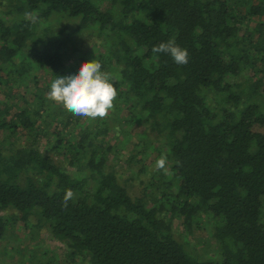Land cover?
Returning a JSON list of instances; mask_svg holds the SVG:
<instances>
[{"label": "trees", "instance_id": "16d2710c", "mask_svg": "<svg viewBox=\"0 0 264 264\" xmlns=\"http://www.w3.org/2000/svg\"><path fill=\"white\" fill-rule=\"evenodd\" d=\"M169 39L187 64L152 52ZM93 59L118 92L103 119L47 98ZM3 83L0 241L46 231L70 264H264V0H0ZM120 158L147 175L140 195ZM177 217L188 234L209 218L216 254L177 238Z\"/></svg>", "mask_w": 264, "mask_h": 264}, {"label": "clouds", "instance_id": "9594fccd", "mask_svg": "<svg viewBox=\"0 0 264 264\" xmlns=\"http://www.w3.org/2000/svg\"><path fill=\"white\" fill-rule=\"evenodd\" d=\"M24 18L29 20L32 14L26 12ZM33 22H35L33 20ZM153 53L166 54L178 65L188 63L189 53L186 48L176 44L174 39L154 45ZM110 73L102 71V64L98 60L85 61L78 72L71 75H58L47 93V98L62 104L70 113L90 119H103L114 108V101L118 92L112 82ZM155 171L170 174L168 157L162 154L154 163ZM75 199L72 189L65 191L62 206L67 208L69 201Z\"/></svg>", "mask_w": 264, "mask_h": 264}, {"label": "rangeland", "instance_id": "374dc122", "mask_svg": "<svg viewBox=\"0 0 264 264\" xmlns=\"http://www.w3.org/2000/svg\"><path fill=\"white\" fill-rule=\"evenodd\" d=\"M104 6H106V2ZM40 75L41 79H44V75ZM242 79L244 78H240V80ZM9 80L12 81L11 79ZM28 87H31L30 91L32 93L29 95L31 99L32 94L35 92L34 84L31 83ZM0 88L4 89V83L0 85ZM14 97L15 99L12 100V103H15V100L16 102L19 100L16 95H14ZM4 98L5 97L0 94V104H2ZM18 104L21 105L23 102ZM46 107L47 105L45 108ZM141 131H143V128ZM127 146L130 147V143H128ZM124 148H127L126 145ZM125 151L126 150L121 151L118 155L122 157ZM115 167L117 171L120 172V181L126 185L129 192L132 195H140L147 180V175L139 172L140 165L136 162H127L123 158H120ZM7 210L10 211L12 209ZM9 211H0V213L5 215V213ZM212 224L213 222L211 223L209 218L203 217L191 233L188 234L182 226L181 219L177 217L173 225L174 235L179 239L182 237L184 240H188L191 250L199 256L211 257L216 254V242L210 233ZM48 250H50V252H48ZM66 251V246L60 242L53 241L46 231L42 232L36 229V231H33V234H31L28 228L25 230L18 229L13 236H9L8 239L0 241V254H2V262H0V264H21L23 259H26L27 264H33L35 262V256L46 257L48 255L54 256L56 264H70L69 259L66 257ZM79 261L80 264H86L81 263L82 259Z\"/></svg>", "mask_w": 264, "mask_h": 264}]
</instances>
